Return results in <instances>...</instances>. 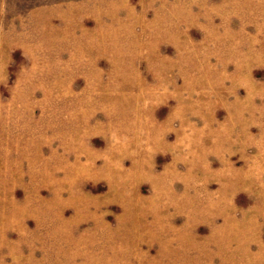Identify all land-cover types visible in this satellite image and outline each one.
<instances>
[{
  "label": "rangeland",
  "instance_id": "374dc122",
  "mask_svg": "<svg viewBox=\"0 0 264 264\" xmlns=\"http://www.w3.org/2000/svg\"><path fill=\"white\" fill-rule=\"evenodd\" d=\"M0 264H264V0H0Z\"/></svg>",
  "mask_w": 264,
  "mask_h": 264
}]
</instances>
